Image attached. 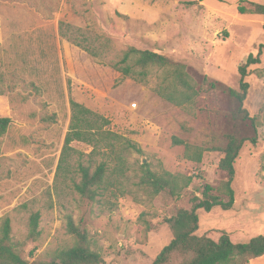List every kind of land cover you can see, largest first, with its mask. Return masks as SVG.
Returning a JSON list of instances; mask_svg holds the SVG:
<instances>
[{
	"label": "rangeland",
	"instance_id": "obj_1",
	"mask_svg": "<svg viewBox=\"0 0 264 264\" xmlns=\"http://www.w3.org/2000/svg\"><path fill=\"white\" fill-rule=\"evenodd\" d=\"M186 1L0 0V72L9 88L0 95V116L10 118L0 139V223L10 219L11 238L22 245L29 263L49 260L72 244L65 228L70 216L86 230L100 264H149L171 238L164 219L173 207L188 208L204 184L217 186L223 178L217 168L220 152L205 151L195 164L182 158L183 146L173 145L172 137L209 145L211 135L226 129L229 103L224 95L202 91L194 105H173L153 91L158 71L147 84L123 78L58 35L59 21L68 22L109 37L117 49L153 50L185 64L197 80L207 75L237 89V67L249 53L255 55L264 40V17L239 14L237 6L264 0ZM260 58L259 64L248 67L243 106L261 125L256 144L245 142L235 162L234 205L198 211V233L214 240L220 231L234 242L264 235V51ZM70 99L106 116L111 130L143 151L128 154L132 191L111 199L114 210L103 205L101 211L102 205L70 189H56ZM43 116L53 119L41 121ZM73 146L82 152L90 149L80 142ZM143 158L151 169L192 174L193 180L178 198L152 196L137 185ZM34 214L37 233L31 237Z\"/></svg>",
	"mask_w": 264,
	"mask_h": 264
},
{
	"label": "trees",
	"instance_id": "obj_2",
	"mask_svg": "<svg viewBox=\"0 0 264 264\" xmlns=\"http://www.w3.org/2000/svg\"><path fill=\"white\" fill-rule=\"evenodd\" d=\"M196 1L202 0H187L185 5H192ZM248 4V7L238 5V13L264 17V3L249 1ZM58 35L88 55L100 59L123 78L147 84L150 75L158 71L157 84L153 91L173 105H194L202 91L219 92L229 103L225 112L226 129L219 136L211 135L212 142L209 145L172 137L173 145L183 146L182 158L195 164L202 161L205 151L220 152L217 168L223 178L217 186L204 184L201 196H193L188 208L173 207L164 219L171 238L149 264H248L264 255V235L234 242L225 231H220L217 240L205 233H198L199 210L210 212L214 207L222 210L233 207L235 192L232 181L235 162L245 142H257L261 121L257 116H251L243 103L249 89V83L245 79L249 74L248 67L261 62L264 40L259 43L256 54L249 53L245 62L237 67L239 83L238 88L234 89L207 75H201L197 80L185 64L153 50L134 46L117 49L109 37L68 22L59 21ZM8 92L3 72H0V95ZM69 109V124L55 170L56 189H70L82 199L96 202L98 206H107V211L114 210L116 203L111 199L132 191L129 187L128 154L130 151L143 154V151L130 138L111 130L110 120L106 116L73 99L69 100ZM48 119L53 118L41 117V121ZM9 126L10 118L0 116V139ZM73 142L83 143L90 149L82 152L73 146ZM139 171L137 185L148 189L152 196L164 194L171 199L178 198L193 180L192 174L171 173L161 166L151 169L149 163L140 165ZM104 210L103 207L101 211ZM37 221L38 214L32 215L29 220L31 237L37 233ZM65 228L73 237L69 247L57 250L54 255L52 253L49 260L29 263L22 254V245L11 238L10 219L3 218L0 223V264H100L101 256L92 248L86 230L75 225L70 216L67 217ZM33 252L31 249L29 255Z\"/></svg>",
	"mask_w": 264,
	"mask_h": 264
},
{
	"label": "crops",
	"instance_id": "obj_3",
	"mask_svg": "<svg viewBox=\"0 0 264 264\" xmlns=\"http://www.w3.org/2000/svg\"><path fill=\"white\" fill-rule=\"evenodd\" d=\"M248 264H264V255L251 260Z\"/></svg>",
	"mask_w": 264,
	"mask_h": 264
},
{
	"label": "water",
	"instance_id": "obj_4",
	"mask_svg": "<svg viewBox=\"0 0 264 264\" xmlns=\"http://www.w3.org/2000/svg\"><path fill=\"white\" fill-rule=\"evenodd\" d=\"M145 162H146V159H145V158H143V159H142V163H145Z\"/></svg>",
	"mask_w": 264,
	"mask_h": 264
},
{
	"label": "built area",
	"instance_id": "obj_5",
	"mask_svg": "<svg viewBox=\"0 0 264 264\" xmlns=\"http://www.w3.org/2000/svg\"><path fill=\"white\" fill-rule=\"evenodd\" d=\"M132 105H133V107H135V106H136V104H135V103H133Z\"/></svg>",
	"mask_w": 264,
	"mask_h": 264
}]
</instances>
